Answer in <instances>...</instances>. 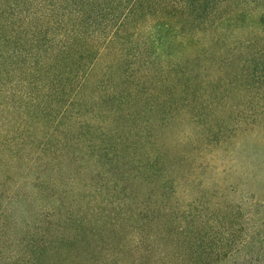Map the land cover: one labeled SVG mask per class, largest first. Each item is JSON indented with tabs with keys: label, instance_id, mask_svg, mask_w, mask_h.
<instances>
[{
	"label": "rangeland",
	"instance_id": "374dc122",
	"mask_svg": "<svg viewBox=\"0 0 264 264\" xmlns=\"http://www.w3.org/2000/svg\"><path fill=\"white\" fill-rule=\"evenodd\" d=\"M177 88L132 89L112 164L96 148L35 158L41 136L3 158L0 264H33L36 246L41 264H264V93Z\"/></svg>",
	"mask_w": 264,
	"mask_h": 264
},
{
	"label": "trees",
	"instance_id": "16d2710c",
	"mask_svg": "<svg viewBox=\"0 0 264 264\" xmlns=\"http://www.w3.org/2000/svg\"><path fill=\"white\" fill-rule=\"evenodd\" d=\"M160 85L264 93V0H0V161L25 160L41 136L35 158L96 148L112 164L132 89L145 99ZM67 240L47 246L72 257Z\"/></svg>",
	"mask_w": 264,
	"mask_h": 264
}]
</instances>
